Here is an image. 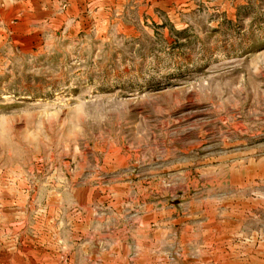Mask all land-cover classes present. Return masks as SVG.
Here are the masks:
<instances>
[{
    "label": "rangeland",
    "instance_id": "1",
    "mask_svg": "<svg viewBox=\"0 0 264 264\" xmlns=\"http://www.w3.org/2000/svg\"><path fill=\"white\" fill-rule=\"evenodd\" d=\"M0 264H264V0H0Z\"/></svg>",
    "mask_w": 264,
    "mask_h": 264
}]
</instances>
